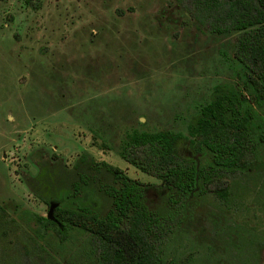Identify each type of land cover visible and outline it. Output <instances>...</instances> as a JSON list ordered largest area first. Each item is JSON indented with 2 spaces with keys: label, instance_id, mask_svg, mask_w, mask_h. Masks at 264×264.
I'll list each match as a JSON object with an SVG mask.
<instances>
[{
  "label": "rangeland",
  "instance_id": "1",
  "mask_svg": "<svg viewBox=\"0 0 264 264\" xmlns=\"http://www.w3.org/2000/svg\"><path fill=\"white\" fill-rule=\"evenodd\" d=\"M231 46L174 0H0V204L46 216L21 181L36 173V150L68 166L86 150L149 184L156 202L160 180L117 153L125 133L186 134L212 87L233 77ZM226 181L228 197L205 189L172 222L164 262L264 264V156ZM89 253L74 237L55 254L89 264Z\"/></svg>",
  "mask_w": 264,
  "mask_h": 264
},
{
  "label": "trees",
  "instance_id": "2",
  "mask_svg": "<svg viewBox=\"0 0 264 264\" xmlns=\"http://www.w3.org/2000/svg\"><path fill=\"white\" fill-rule=\"evenodd\" d=\"M174 1L211 37L232 38L231 53L223 55L233 77L212 87L186 134L125 133L117 153L160 180L158 200L149 184L86 150L72 166L36 150V173L21 181L48 208L56 206L51 216L15 206L12 216L0 204V264H62L55 253L74 237L88 245L89 264H175L164 262L160 250L172 222L190 213L192 198L205 189L228 197V182H221L262 162L264 0Z\"/></svg>",
  "mask_w": 264,
  "mask_h": 264
},
{
  "label": "water",
  "instance_id": "3",
  "mask_svg": "<svg viewBox=\"0 0 264 264\" xmlns=\"http://www.w3.org/2000/svg\"><path fill=\"white\" fill-rule=\"evenodd\" d=\"M56 204H50L49 205V208H48V211H47V216H51L52 215V212H53V209L55 208Z\"/></svg>",
  "mask_w": 264,
  "mask_h": 264
}]
</instances>
